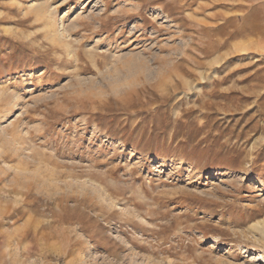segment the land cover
<instances>
[{
	"label": "rangeland",
	"instance_id": "1",
	"mask_svg": "<svg viewBox=\"0 0 264 264\" xmlns=\"http://www.w3.org/2000/svg\"><path fill=\"white\" fill-rule=\"evenodd\" d=\"M262 222L264 0H0V264H264Z\"/></svg>",
	"mask_w": 264,
	"mask_h": 264
},
{
	"label": "bare ground",
	"instance_id": "2",
	"mask_svg": "<svg viewBox=\"0 0 264 264\" xmlns=\"http://www.w3.org/2000/svg\"><path fill=\"white\" fill-rule=\"evenodd\" d=\"M46 2V1H45ZM43 4H46V3H43ZM47 5V4H46ZM47 7V6H46ZM38 8H39V10L41 11V12H43V10H45V8L43 7V5L40 3V5H38ZM100 10V9H99ZM41 12H39L38 14H41ZM155 12H158V10L157 11H155ZM50 13V15H52V12H49ZM99 13H100V11H99ZM159 13V12H158ZM96 16V15H95ZM49 17V16H48ZM134 27V26H133ZM65 39V38H64ZM155 70V69H154ZM259 223V222H258ZM262 223H264V222H262ZM262 223H260V224H262ZM263 227H264V225H263Z\"/></svg>",
	"mask_w": 264,
	"mask_h": 264
}]
</instances>
